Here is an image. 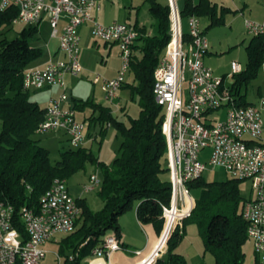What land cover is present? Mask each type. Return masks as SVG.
Instances as JSON below:
<instances>
[{
  "label": "built area",
  "instance_id": "2783aa9c",
  "mask_svg": "<svg viewBox=\"0 0 264 264\" xmlns=\"http://www.w3.org/2000/svg\"><path fill=\"white\" fill-rule=\"evenodd\" d=\"M167 4L169 39L153 70L152 92L155 102L164 108L161 130L166 141L170 199L162 206L164 223L158 243L145 256L141 250H135L139 258L133 264H152L164 250L170 232L189 213L192 198L187 182L200 177L206 165L221 166L229 177L250 183L251 194L245 197L241 214L254 253L264 262V144L258 143L264 126V97L257 103H237L230 85L223 77L214 75L203 61L208 44L199 18L195 14L187 15V31H184L177 1L167 0ZM9 6L17 8L12 24L33 25L47 17L53 35L60 17H66L59 35L63 57L24 68L23 86L30 90L52 85L61 87L58 96L49 98L36 132L62 130L70 147L82 146L86 138L84 122L75 118L73 107L61 106L68 100L65 76H77L81 69L78 27L91 21V34L95 38L118 44L121 58L118 75L103 79L102 84L107 98L117 107L116 91L129 69L131 48L138 31L128 22L103 24L95 21L92 10L99 8V0H0V11ZM244 26L247 32L264 36V18L261 21L245 19ZM230 68L231 74L242 71L237 60L230 62ZM221 108L224 116L213 117L212 113ZM207 148L210 152L202 160L200 153ZM99 182L97 173L92 172L83 191L96 190ZM49 185L39 198L37 210L22 207L18 211L23 234L14 226L13 207L0 200V264H42L43 244L58 234L74 230L81 206L69 192L65 179L54 178ZM119 248L120 239L111 233L104 236L100 246L90 249L88 255L96 259L109 258ZM77 254V250L71 251L67 259L72 261ZM54 255L56 264H61L58 252ZM92 262L89 264H95ZM101 264L107 263L102 261Z\"/></svg>",
  "mask_w": 264,
  "mask_h": 264
},
{
  "label": "trees",
  "instance_id": "16d2710c",
  "mask_svg": "<svg viewBox=\"0 0 264 264\" xmlns=\"http://www.w3.org/2000/svg\"><path fill=\"white\" fill-rule=\"evenodd\" d=\"M145 1L157 26L153 35H145L144 29L136 28L138 36L135 41L140 40L141 44L133 43L131 48L129 70L133 82L129 86L138 98L137 116L129 117L125 123L114 117L108 106L92 103L89 99L75 101L76 107L88 105L98 111L96 119L100 128L97 136L100 142L108 122L119 132V147L108 164L99 161L97 155L85 146L62 147L59 158L51 160L49 150L33 138L44 117L45 107L31 99L30 89L23 86V72L42 53L39 46L29 41L37 32V26H23L17 36L9 39L6 31L17 15V8L9 6L0 11V200L13 207L14 226L23 234L18 211L22 207L37 210L39 198L54 178L66 180L88 163L100 168L102 173L95 193L103 206L93 211L83 198L76 197L82 210L74 223V230L60 239L58 253L64 257L61 264H79L109 233L119 238L118 217L133 206L138 221L151 223L156 233L163 228L162 206L169 202L171 186L166 141L161 130L164 108L155 102L152 85L153 70L169 39L170 19L167 3ZM201 10V4L194 6L186 2L180 14L182 17L197 15ZM134 48L138 53L133 52ZM246 52L245 67L233 74L230 86L240 105L250 102L245 101L244 94L239 95V88L254 78L264 63V36L253 35ZM258 143L264 144L262 141ZM239 181L229 177L222 182H204L200 176L188 182L189 188L199 186L201 189L182 224L197 225L204 249L212 253L215 264H243L247 237L246 222L241 214L245 197L238 191ZM177 232H171L168 240L167 259L158 263L185 264L183 256L173 250L180 236ZM75 250L77 256L69 261L68 254Z\"/></svg>",
  "mask_w": 264,
  "mask_h": 264
},
{
  "label": "crops",
  "instance_id": "0c3cea01",
  "mask_svg": "<svg viewBox=\"0 0 264 264\" xmlns=\"http://www.w3.org/2000/svg\"><path fill=\"white\" fill-rule=\"evenodd\" d=\"M176 1L180 10L184 8L186 2H190L194 6L201 4L202 10L199 11L196 16L199 19L202 17L208 19V23L205 28L201 26V21L198 19L200 21V26L203 29L205 37L209 35L210 32V30L206 32V28H210L216 25H224L226 24V21H228L229 23L228 26L231 27L232 23L238 19L237 16L243 17L245 20L247 19L245 18L246 15L250 20L254 21H261L262 18H264V4H261L262 0H254L253 3H250L248 0ZM92 15L94 20L99 23L109 24L114 21L128 22L135 29H144L145 35H153L156 33L153 29H149L143 22V20L139 18L138 8L135 6V0H99V8L92 10ZM65 22L66 17L61 16L56 27V33L54 35L52 34V32L50 33L51 38L45 43V49L39 46L42 50L41 55L32 60L26 67L41 66L50 59H59L63 57V54L59 50V35L63 30ZM91 23V21H86L78 27L79 62L81 64V69L77 76H71L69 74L65 76L68 100L61 103L62 107H73L75 111V118L81 122H84L86 138L85 142L82 143V146L90 149L91 146L89 144L90 142H94L96 140L95 138L97 136V130L99 131V122L96 119V116H98V111L94 110L93 106L91 107L88 105L76 107L75 101L89 99L92 103L108 106L111 110V114L114 117L127 123L128 119H126V116L129 115H127L128 113L126 112V103L133 98V93L131 87L129 86V83L133 82V76L128 69L124 77V82L116 91L115 100L118 103L119 107L113 105L115 106V109L111 108L109 103L110 100L107 98V96L104 95L105 91L102 88V84L103 79L113 78L118 75V71L120 68L118 63L120 59L119 47L116 42H105L101 39L95 38L91 34ZM45 24L50 25L47 17H43L39 22L33 25L37 26L38 32L39 26ZM19 26V30H21L23 26L26 25L20 24ZM252 36L253 34L249 33V38L247 42L244 43L246 44L244 45L245 62L244 64H242L239 61L242 66V70L244 69L245 63L247 61L246 46L248 45ZM206 40L208 47L203 57L204 63L211 67L214 75L223 77L225 83L231 86L234 79L233 74L230 73V62L232 60H235V58L237 57L240 58L241 53H239V48L237 47V55L236 53L234 54V51H231L228 54V57L230 56L229 63L227 59L223 63V60H221L223 56L218 55V50H220L218 46H221L220 41H215L210 36L208 39L206 37ZM234 42H238V39H235ZM241 42H244V40H241ZM92 43L94 44V46L92 45ZM134 44L138 46L139 44H141V42L140 40H137L134 42ZM236 44L238 43H235V45ZM227 46L229 47L230 45ZM133 52L138 53L137 48H134ZM226 67L229 68L228 71L223 69ZM258 70L259 71L254 78L249 80V82H247L246 84H242L239 88L238 93L239 95L244 94L246 102L257 103L260 97H264V63L261 64ZM229 75L230 78L228 79ZM96 76L98 77L97 79H95ZM253 81L256 82L257 96L254 100L248 101L246 98V86ZM33 90L38 92L40 90H48L49 98L56 97L60 92H62L61 87L58 85L45 86L43 88H40L39 90ZM74 93H76V96L74 95ZM220 110L224 112L223 108L219 109V111ZM110 126L111 125H109L108 128ZM62 132L63 138H59L60 141H67L66 133L64 131ZM260 141L264 142V126H262V136ZM209 152L210 150L208 148L204 149L200 153V158L204 160L205 158H207ZM96 157L99 161H101V159L99 158L102 157L101 154H98ZM117 222L119 224V239L121 242V248L113 251L109 258L103 257L101 259H96L89 257V255H86L80 260L79 264H89V261L91 260L93 261L92 263L95 264H101L102 261L107 264H133L139 258L134 254L135 250H141L142 256L150 254L154 250V246L158 243L161 235L160 233H162L163 230L162 229L159 233H156L151 223H142L138 221L134 206L119 215ZM196 227L197 225L194 223H187L183 225L182 222H179L172 230V232L177 230V233L180 234V236L177 237L175 241L173 250L183 256L185 264H210L211 260L209 258V255H211V253L204 249L201 233L199 232V229H196ZM171 234L172 233L170 232V235L165 243L164 250L160 252L159 256L154 260L152 264H161L157 261H165V259H167L166 246H168V240L171 237ZM55 237H57V235ZM55 237L46 241L43 244V247L49 242H56L59 244L62 236L59 239ZM162 240L163 239H161V241ZM60 257L63 262L64 257Z\"/></svg>",
  "mask_w": 264,
  "mask_h": 264
},
{
  "label": "rangeland",
  "instance_id": "374dc122",
  "mask_svg": "<svg viewBox=\"0 0 264 264\" xmlns=\"http://www.w3.org/2000/svg\"><path fill=\"white\" fill-rule=\"evenodd\" d=\"M160 3L166 4L167 0H158ZM250 3H253L254 0H248ZM135 6L138 8V16L143 22L146 24V26L149 29H153L156 32V20L155 18L150 14L149 12V5L146 1L144 0H135ZM237 20L232 23V26L229 27L228 21H226V24L224 25H216L212 26L210 28H206V32L210 30L209 35H207V39L209 36L214 39L215 41H220V45L218 46L220 50H218V55L223 56L221 60L226 61L229 59L230 56L228 57V54L232 51H234V54L238 52L237 47L239 48V53H241L240 58L237 57L235 60L240 61L242 64L245 62V51H244V43L247 42L249 38V33L247 32V29L244 26V18L237 16ZM245 18L248 19V17L245 15ZM201 21V26L206 27L208 23V19L202 17L199 19ZM20 24H12L9 28L8 31H6V37L7 38H13L18 35V31L20 29ZM182 25L184 31H187V20L186 17H182ZM52 32V29L48 24L41 25L39 26L38 32L34 34L33 37L29 39L30 44L34 46H40L43 49L45 46V43L50 40L51 36L50 33ZM208 34V33H207ZM238 37V38H237ZM235 39H238V42H234ZM241 40H244V42H241ZM237 41V40H236ZM243 44H241V43ZM234 43V44H233ZM235 43H238L235 45ZM94 46V44L92 43ZM227 45H230L229 47ZM218 48V49H219ZM236 50V51H235ZM227 56V57H226ZM95 57V56H94ZM120 58V56H119ZM121 58L119 59V67L121 66ZM120 69V68H119ZM222 69V68H221ZM225 70H229L228 67L223 68ZM220 71V70H219ZM231 72V68H230ZM221 73V72H218ZM218 76V75H217ZM230 78V75L228 79ZM227 79V80H228ZM187 83H183V88L186 90L187 89ZM30 97L33 100H36L39 103V106L44 107L47 105L48 100H49V92L48 90H40L35 91L33 89L30 90ZM76 96V93H74ZM106 96V94H104ZM58 96V95H57ZM257 93H256V82L253 81L249 83L246 86V98L248 101H252L256 98ZM137 96L133 94V98L126 103V109H127V115L126 119L129 117H135L138 114V100ZM111 108L115 109V106L109 101ZM220 115L221 117L224 116V113L220 110L217 112L212 113L213 117H216ZM0 128H1V121H0ZM100 128V124H99ZM98 130L96 135L98 134ZM95 135V136H96ZM63 132L62 131H54V132H49V133H35L33 135V138H35L40 145L45 147L46 149L49 150L50 158L51 160H56L59 158V150L63 148H67L68 142L66 140L60 141L59 138H63ZM93 136V137H95ZM96 140L93 142H90V146L92 149V152L95 155L101 154L102 157H99L101 161L105 164H108L111 162V160L115 157L117 149L119 147L120 141H121V136L119 132L113 127L110 126L107 128L106 133L100 142V139L98 136L95 138ZM92 172H96L98 177L101 179L102 173L100 168H96L94 165L91 164H86L84 169H80L76 171L75 173L71 174L69 178L66 179V184L69 188L70 193L75 196V197H80L85 200L86 205L90 208V210L96 211L103 206L102 200L97 196V194L94 191L90 192H85L83 191V185L85 182H87V177L89 173L91 174ZM200 178V177H198ZM229 178V174L225 171V169L221 166H213V165H206V168L202 172L201 179L204 182H222L225 181ZM196 180V179H194ZM194 180H188V182L194 181ZM187 182V186H188ZM189 188V187H188ZM240 191V195L242 197H249L251 194V186L248 181H243L242 179L239 181V186H238ZM200 187L199 186H191L189 188V194L191 196V205L189 208V212L192 209L193 205L195 204V199L199 196L200 193ZM189 214V213H188ZM187 214V215H188ZM186 215V216H187ZM184 216V217H186ZM184 217L182 219H184ZM180 219L182 222L183 220ZM198 229V227H196ZM67 234V233H66ZM66 234H58L57 239H59L61 236H65ZM247 237V235H246ZM249 241L248 238H246V242H244V260L243 264H253L254 262H261L260 258L257 257V255L254 253L252 244ZM44 250H45V256L41 260L42 264H56L55 262V252H58L59 249V244L56 242H49L46 245H44ZM59 254V253H58ZM210 258V264H215L214 263V258L211 253L209 255ZM264 264V262H261Z\"/></svg>",
  "mask_w": 264,
  "mask_h": 264
},
{
  "label": "bare ground",
  "instance_id": "6f19581e",
  "mask_svg": "<svg viewBox=\"0 0 264 264\" xmlns=\"http://www.w3.org/2000/svg\"><path fill=\"white\" fill-rule=\"evenodd\" d=\"M165 234L162 235V239H164Z\"/></svg>",
  "mask_w": 264,
  "mask_h": 264
}]
</instances>
